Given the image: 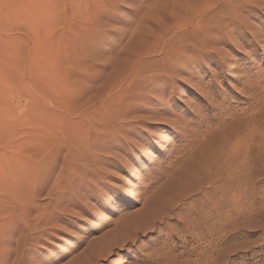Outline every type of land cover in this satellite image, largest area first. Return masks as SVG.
I'll return each mask as SVG.
<instances>
[{
	"label": "rangeland",
	"instance_id": "obj_1",
	"mask_svg": "<svg viewBox=\"0 0 264 264\" xmlns=\"http://www.w3.org/2000/svg\"><path fill=\"white\" fill-rule=\"evenodd\" d=\"M113 2L0 0V264H264V0Z\"/></svg>",
	"mask_w": 264,
	"mask_h": 264
},
{
	"label": "snow or ice",
	"instance_id": "obj_2",
	"mask_svg": "<svg viewBox=\"0 0 264 264\" xmlns=\"http://www.w3.org/2000/svg\"><path fill=\"white\" fill-rule=\"evenodd\" d=\"M123 0H114L113 2V10L116 8V6L119 4V3H122ZM244 0H238V7L240 6L241 3H243ZM128 7H132L133 5H126Z\"/></svg>",
	"mask_w": 264,
	"mask_h": 264
},
{
	"label": "bare ground",
	"instance_id": "obj_3",
	"mask_svg": "<svg viewBox=\"0 0 264 264\" xmlns=\"http://www.w3.org/2000/svg\"><path fill=\"white\" fill-rule=\"evenodd\" d=\"M122 94V93H121ZM119 97V96H118ZM115 103V102H114ZM119 113V112H118ZM256 136V135H255ZM98 248V247H97ZM88 255V254H87Z\"/></svg>",
	"mask_w": 264,
	"mask_h": 264
}]
</instances>
